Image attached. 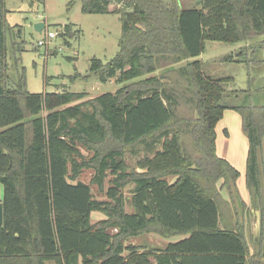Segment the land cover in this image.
<instances>
[{
  "label": "trees",
  "instance_id": "1",
  "mask_svg": "<svg viewBox=\"0 0 264 264\" xmlns=\"http://www.w3.org/2000/svg\"><path fill=\"white\" fill-rule=\"evenodd\" d=\"M81 10L119 15L118 53L106 64L92 60L83 77L123 83L115 93L28 92L22 32L0 0V264H264V239L250 237V252L242 229L218 227L221 192L238 197L240 173L217 156L215 131L224 111L238 113L246 188L264 211V105L251 102L249 88L226 90L232 77L212 79L195 60L206 41L241 43L221 61L244 64L250 85L254 64L264 62V0H81ZM71 32L65 26L58 36ZM157 146L129 170L126 154ZM88 169L86 184L79 176ZM109 175L107 200L94 199L91 185L103 192ZM94 211L105 218L91 223ZM146 234L179 238L129 243Z\"/></svg>",
  "mask_w": 264,
  "mask_h": 264
},
{
  "label": "rangeland",
  "instance_id": "2",
  "mask_svg": "<svg viewBox=\"0 0 264 264\" xmlns=\"http://www.w3.org/2000/svg\"><path fill=\"white\" fill-rule=\"evenodd\" d=\"M5 9L7 10V23L10 26L20 27L22 32L21 47L23 50L18 57L20 58V67L24 70L26 90L28 92L43 94L69 91L72 93H85V98H93L106 93H115L124 86L123 83L116 82L114 79L102 83L93 76H89L86 79L83 78L90 75L89 68L92 60H100L103 64H106L118 53L121 37L119 15L83 13L81 0H5ZM37 22H44L45 26L52 31H57L59 34L65 26H70L72 32L71 35L53 38L50 41L47 53H45L44 47H38V42L43 37L35 32L33 28ZM257 40L264 44V34ZM7 45L8 48L11 47L9 41ZM242 45L241 43L230 45L206 41L204 52L195 60L202 62L204 73L212 79L232 77L233 82L223 84L226 90H246L249 88L251 90V102L264 105V91L259 90L264 87V62L260 65L254 64V69L250 72L254 80L248 85L247 68L244 64L224 63L221 61L223 57L234 54ZM8 57L9 78L11 82H15L17 72L14 66V59L10 57V53ZM259 58L264 60V48L260 50ZM74 76H79L80 78L73 79ZM234 102L231 103L235 104ZM74 104L76 102L69 105ZM84 109H87V106ZM238 122H240L239 115L234 112H226L223 119L219 122L221 124L218 123L220 126L227 124V128L229 130L232 128L233 130H230L231 135L229 138L222 141L223 146H225L224 142H226L227 145L234 143L239 150L244 147L243 134ZM218 136H221L219 130ZM159 148L157 146L151 152L142 151L135 155L126 154L124 159L129 166V170H134L137 161L143 157H152ZM84 155L89 158L92 154L85 153ZM235 158L237 162L240 159L238 154ZM93 173L92 169L83 170L79 180L89 184ZM110 179L111 176L109 175L104 184L103 192L95 185H91L94 199L107 200L105 190L110 185L107 182ZM174 179V177L167 178L169 182H173ZM132 188V184L128 185L122 192L125 197L126 211H131L129 192ZM0 198H2L1 185ZM104 218L105 216L97 211L92 212L90 215L91 223ZM111 232L113 233L114 230H111ZM159 238L165 240V238L160 236ZM168 240L175 241L176 238ZM141 242H148L152 245L157 244L156 240L149 234L129 241V243L136 245Z\"/></svg>",
  "mask_w": 264,
  "mask_h": 264
},
{
  "label": "crops",
  "instance_id": "3",
  "mask_svg": "<svg viewBox=\"0 0 264 264\" xmlns=\"http://www.w3.org/2000/svg\"><path fill=\"white\" fill-rule=\"evenodd\" d=\"M226 112H234V111L232 110L224 111L223 117ZM236 114L238 115V113ZM219 124H217L216 129H215L216 131V154L218 157L223 158L232 167H234L240 173V176L236 181L238 197H235V199H233V197L230 196L228 192H226L225 190L224 191L221 190L223 200L221 201V207H219L220 213H219L218 227L220 229H226V230H241L242 229L244 238L247 240V244L250 248L249 251L251 252L254 247H253L252 241L250 240V237L253 238L254 242H257L259 238L264 239V211L260 208V206L254 207L251 204L250 195L246 188L245 173H246V159H247V153H248V142L246 139V135L242 131L241 120H240L238 124L241 130V133L243 134V136L242 135L241 136H242V140H244V147L242 148V150H239L235 146L234 143H230L229 145H227L226 142H224L225 146H223L222 141H225L226 139L229 138V136L231 135L230 130H232V128H230L229 130L227 128L228 126L227 124H223L221 126ZM236 129L238 128L236 127ZM218 130L221 134L220 137L218 136ZM218 142H219V146H218ZM237 154L240 157L238 162L235 158L237 157ZM233 155H234V158H233ZM1 201H2V198H0V203H2ZM239 202L243 203L245 208H243ZM149 235H151L153 239L156 240L157 242L156 245H152L146 242V244L152 248L153 247H163L168 242H170L168 239L161 240L159 236L155 234H149ZM175 238L177 239L179 237H175ZM140 244H142V242ZM46 264H53V263L47 262Z\"/></svg>",
  "mask_w": 264,
  "mask_h": 264
},
{
  "label": "built area",
  "instance_id": "4",
  "mask_svg": "<svg viewBox=\"0 0 264 264\" xmlns=\"http://www.w3.org/2000/svg\"><path fill=\"white\" fill-rule=\"evenodd\" d=\"M57 31L50 30L49 27L45 26L42 30L41 36L43 37L42 40L38 42V46L45 48V53L48 51V46L50 44V41L58 36ZM46 55V54H45Z\"/></svg>",
  "mask_w": 264,
  "mask_h": 264
},
{
  "label": "water",
  "instance_id": "5",
  "mask_svg": "<svg viewBox=\"0 0 264 264\" xmlns=\"http://www.w3.org/2000/svg\"><path fill=\"white\" fill-rule=\"evenodd\" d=\"M44 27H45L44 22H37L33 26L34 31L39 34L42 33V30L44 29ZM2 218H3V206H2V203H0V225L2 224V220H3Z\"/></svg>",
  "mask_w": 264,
  "mask_h": 264
}]
</instances>
